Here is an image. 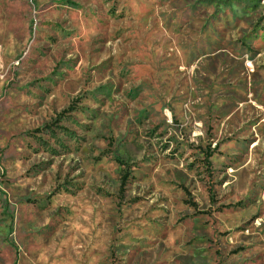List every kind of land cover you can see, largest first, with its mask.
I'll list each match as a JSON object with an SVG mask.
<instances>
[{
  "label": "rangeland",
  "instance_id": "374dc122",
  "mask_svg": "<svg viewBox=\"0 0 264 264\" xmlns=\"http://www.w3.org/2000/svg\"><path fill=\"white\" fill-rule=\"evenodd\" d=\"M0 264H264V0H0Z\"/></svg>",
  "mask_w": 264,
  "mask_h": 264
}]
</instances>
